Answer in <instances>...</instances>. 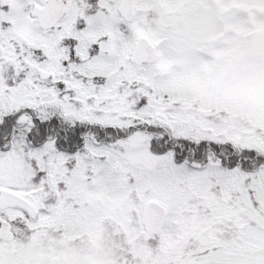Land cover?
<instances>
[{
    "label": "snow or ice",
    "instance_id": "snow-or-ice-1",
    "mask_svg": "<svg viewBox=\"0 0 264 264\" xmlns=\"http://www.w3.org/2000/svg\"><path fill=\"white\" fill-rule=\"evenodd\" d=\"M0 264H264V0H0Z\"/></svg>",
    "mask_w": 264,
    "mask_h": 264
}]
</instances>
